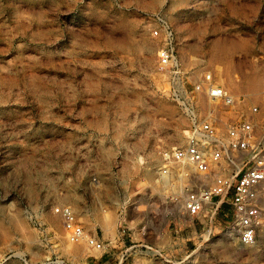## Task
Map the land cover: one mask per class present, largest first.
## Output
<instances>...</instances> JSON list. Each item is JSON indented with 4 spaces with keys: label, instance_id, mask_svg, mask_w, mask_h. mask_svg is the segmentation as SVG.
<instances>
[{
    "label": "rangeland",
    "instance_id": "obj_1",
    "mask_svg": "<svg viewBox=\"0 0 264 264\" xmlns=\"http://www.w3.org/2000/svg\"><path fill=\"white\" fill-rule=\"evenodd\" d=\"M162 23L178 68L157 63ZM207 74L237 103L194 91ZM192 118L224 142L248 121L264 143V0H0V264H264V194L250 245L227 202L192 217L182 204L248 153L206 178L178 165L162 178L161 153L186 144ZM71 204L104 250L65 249L53 209Z\"/></svg>",
    "mask_w": 264,
    "mask_h": 264
},
{
    "label": "built area",
    "instance_id": "obj_2",
    "mask_svg": "<svg viewBox=\"0 0 264 264\" xmlns=\"http://www.w3.org/2000/svg\"><path fill=\"white\" fill-rule=\"evenodd\" d=\"M152 35L162 38L164 42L157 49L158 65L169 69L178 68L179 63L176 61L172 45L174 34L171 27L162 23L158 29L152 30ZM193 90L205 94L209 101L219 102L226 107L233 106L238 101L237 97L226 88L215 83L210 74L205 75L201 82L195 83ZM182 106L187 112H192L190 106L185 103ZM255 109L254 107L253 110ZM192 120L186 144L162 151L163 164L160 172L164 175L169 172L172 165L189 163L199 175H206L220 160L235 167L236 162L240 161L239 156L248 153L249 157L239 162L243 165L236 166L238 169L232 174L218 176L209 186L188 190L182 204L184 212L192 217L198 215L205 204H217V208L219 204L227 202L231 205L233 229L237 240L241 244H253L262 213L260 204L261 196L264 194V143L255 141L252 137V125L245 120L234 122L227 127L225 142L219 138L216 128L209 122L195 118ZM53 211L60 217L66 237L70 242L85 240L93 250H104V241L84 231L70 206L58 205ZM130 248L135 250V245ZM127 256H129L128 253L123 254L122 260Z\"/></svg>",
    "mask_w": 264,
    "mask_h": 264
},
{
    "label": "bare ground",
    "instance_id": "obj_3",
    "mask_svg": "<svg viewBox=\"0 0 264 264\" xmlns=\"http://www.w3.org/2000/svg\"><path fill=\"white\" fill-rule=\"evenodd\" d=\"M259 82V80L258 79H256V80H254V82L253 83H258ZM193 97V96H192ZM191 103H192V101H191ZM188 134H189V130H188ZM187 134V135H188ZM173 136V135H172ZM178 137H180V136H178V134H176V136H174V138H173V141L175 140V139H177ZM176 141V140H175ZM178 166H180L181 167V169L184 171L186 168H194L193 167V165L192 164H189V163H183V164H180V165H178ZM180 169V170H181ZM181 172V171H180ZM185 173V172H184ZM166 175V174H165ZM165 175H162L163 177L162 178H165ZM179 175V174H178ZM180 175H181V173H180ZM179 175V176H180ZM167 176V175H166ZM201 178H206V176L205 175H202V174H200L199 175ZM167 180V179H166ZM163 184H165V183H163ZM71 206H72V208L74 209V212L76 213V214H78L79 216H81V212L79 211V210H77L76 208H75V206H73V204H71ZM106 216V215H105ZM104 218V217H103ZM106 218L107 217H105V219L104 220H102V221H100V225H101V227L103 228V230L105 231V233L107 234V235H112V234H114V230H113V222H112V220L110 221V220H106ZM53 219H54V221L56 222V217H53ZM96 223V222H95ZM84 242V241H83ZM64 247H65V249H67V250H69V249H71L72 247H73V244H72V242H67V244L65 243L64 244Z\"/></svg>",
    "mask_w": 264,
    "mask_h": 264
}]
</instances>
